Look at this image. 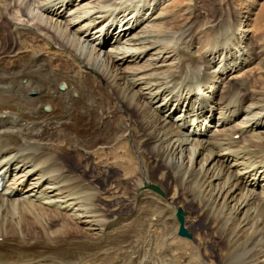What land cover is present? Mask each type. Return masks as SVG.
<instances>
[{
	"label": "bare ground",
	"instance_id": "bare-ground-1",
	"mask_svg": "<svg viewBox=\"0 0 264 264\" xmlns=\"http://www.w3.org/2000/svg\"><path fill=\"white\" fill-rule=\"evenodd\" d=\"M80 3L0 0V264H264V96L232 76L259 54L249 21L215 20L203 47L198 19L169 41L165 7ZM145 152L212 224L217 257L178 234Z\"/></svg>",
	"mask_w": 264,
	"mask_h": 264
},
{
	"label": "rangeland",
	"instance_id": "rangeland-1",
	"mask_svg": "<svg viewBox=\"0 0 264 264\" xmlns=\"http://www.w3.org/2000/svg\"><path fill=\"white\" fill-rule=\"evenodd\" d=\"M122 1H124L125 4L121 9H124V6L126 7V5H129L130 6L129 9H131L129 11L136 9L135 13L136 11L139 10V8L142 5L146 4L144 12L147 11L145 12L147 13V16H149L150 13L154 12L157 9H159L160 12V9L165 7L164 9H166V12H169L171 14L172 19L170 23L165 25V27L161 31L162 33L165 32V34L170 35L169 41L173 40L175 35H179V32H181V30H183L192 21H194L195 19L200 20L201 30L206 29L205 32L201 34L204 36L202 43L203 47H206L207 43L210 42L211 37H213L214 30L212 27V23L215 20L222 18H226V19L229 18L231 21H234L236 20V18L240 17L241 20L243 21L241 23V26L245 25L249 21L250 23V27L248 25V27L250 28L249 45L251 48L258 49L259 54L258 57L255 58L256 62H254L251 68H249L250 70L244 72L243 74L236 73L233 74L232 76H236V77L238 76L239 79L241 78L244 79L246 82H249V85H251V90L253 91L252 93L256 94L258 97L264 96V0H160V3H158L155 9L153 8L154 7L153 5L155 2H157V0H122ZM73 3H74L73 7L74 9H76V11H78L79 8H81L80 6H82L80 0H76V1L73 0ZM74 12L75 11L73 10L71 12H67V14L69 13V15L66 14V18L68 16L71 18L73 16L71 14H74ZM205 14H207V16ZM217 24L218 22L213 24L214 28L217 27ZM208 26H211V28H209ZM115 27L116 26L114 25L111 31H113ZM9 32L10 31H8L6 35L8 34L10 35ZM44 33L50 34V32H48L47 30L44 31ZM96 37L97 36H94V38ZM107 48L108 49L111 48L110 45L107 46ZM125 112L129 113L130 111L125 110ZM238 120L239 119H237V121ZM139 126H140L139 124H136V126H134L137 133L141 132L138 128ZM191 129L194 130V127H192ZM238 138L239 136H236V139ZM51 148L55 150V146ZM65 154L67 157H69L66 160L68 167H79V160L77 159V157H74L76 153H74L71 147L70 150H67V152H65ZM145 159L149 167L155 168L153 169L154 173L152 174V179L153 181H155L154 184L159 187L160 184L165 185L167 187L169 196L173 197L174 195L177 197L178 201H180L181 207L183 211L186 213L185 226L192 235L190 239L191 240L193 239V241H195L196 244H199L201 241H204V244L205 246H207L209 251L213 253L215 257H217L218 254L220 253V247L222 245L220 246L218 243L219 240L216 236L215 230L212 224L206 227L201 225V223L199 222L200 219L199 215L202 212V210L198 206H194V207L188 206L190 198L188 197L184 189V186H182L179 183L181 182L179 181L180 179L175 176H169L168 179L165 177L164 178L165 180H163L161 177L165 174L167 175L168 170L162 168V166L159 167V163L156 162L154 156H152V154H148V152H145ZM187 160L188 159H186V161ZM88 162L90 163V165L92 164L94 165V163H92V160H89ZM94 174H96V172H94ZM122 176H123L122 173H119L114 178L115 181H117L118 178L122 179ZM108 188L109 186H107V189ZM130 190H132L129 192L130 194L136 193V191H134L135 189H130Z\"/></svg>",
	"mask_w": 264,
	"mask_h": 264
},
{
	"label": "water",
	"instance_id": "water-1",
	"mask_svg": "<svg viewBox=\"0 0 264 264\" xmlns=\"http://www.w3.org/2000/svg\"><path fill=\"white\" fill-rule=\"evenodd\" d=\"M150 188L160 194H163V191L157 185H151ZM185 215L186 213L183 211V209L181 207L178 208L177 219L180 222L179 235L183 237L191 238L192 236L191 233L185 227Z\"/></svg>",
	"mask_w": 264,
	"mask_h": 264
}]
</instances>
